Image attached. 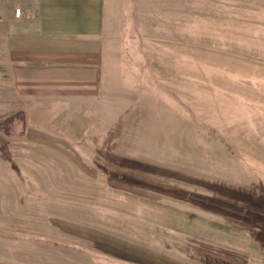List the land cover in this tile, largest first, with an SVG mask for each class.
I'll use <instances>...</instances> for the list:
<instances>
[{"label":"rangeland","instance_id":"374dc122","mask_svg":"<svg viewBox=\"0 0 264 264\" xmlns=\"http://www.w3.org/2000/svg\"><path fill=\"white\" fill-rule=\"evenodd\" d=\"M11 2L0 264H264V0H112L131 51L51 90L2 67Z\"/></svg>","mask_w":264,"mask_h":264},{"label":"crops","instance_id":"0c3cea01","mask_svg":"<svg viewBox=\"0 0 264 264\" xmlns=\"http://www.w3.org/2000/svg\"><path fill=\"white\" fill-rule=\"evenodd\" d=\"M11 1L3 19L1 64L17 88H94L104 52L131 51L121 45L123 27L110 17L112 0ZM18 8L35 15L16 18ZM6 247L7 241L0 242Z\"/></svg>","mask_w":264,"mask_h":264},{"label":"trees","instance_id":"16d2710c","mask_svg":"<svg viewBox=\"0 0 264 264\" xmlns=\"http://www.w3.org/2000/svg\"><path fill=\"white\" fill-rule=\"evenodd\" d=\"M1 150H2V152L4 153L5 157L7 158V155H6V147H5V146H1ZM7 159H8V158H7ZM8 160H9V159H8ZM12 167H13V169H16V168H15V165H13Z\"/></svg>","mask_w":264,"mask_h":264},{"label":"built area","instance_id":"2783aa9c","mask_svg":"<svg viewBox=\"0 0 264 264\" xmlns=\"http://www.w3.org/2000/svg\"><path fill=\"white\" fill-rule=\"evenodd\" d=\"M21 15H22L21 9L18 8V9L16 10V16L20 17Z\"/></svg>","mask_w":264,"mask_h":264}]
</instances>
